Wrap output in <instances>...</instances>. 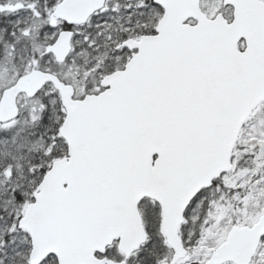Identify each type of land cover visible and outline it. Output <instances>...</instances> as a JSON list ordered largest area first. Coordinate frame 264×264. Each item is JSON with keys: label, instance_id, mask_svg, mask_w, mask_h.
Listing matches in <instances>:
<instances>
[{"label": "snow or ice", "instance_id": "obj_1", "mask_svg": "<svg viewBox=\"0 0 264 264\" xmlns=\"http://www.w3.org/2000/svg\"><path fill=\"white\" fill-rule=\"evenodd\" d=\"M0 264H264V0H0Z\"/></svg>", "mask_w": 264, "mask_h": 264}]
</instances>
